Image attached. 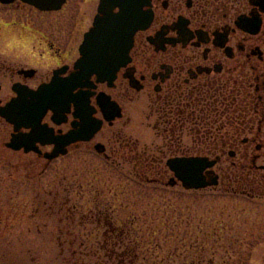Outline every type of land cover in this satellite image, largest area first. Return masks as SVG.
Wrapping results in <instances>:
<instances>
[{"label": "flooded vegetation", "instance_id": "flooded-vegetation-1", "mask_svg": "<svg viewBox=\"0 0 264 264\" xmlns=\"http://www.w3.org/2000/svg\"><path fill=\"white\" fill-rule=\"evenodd\" d=\"M0 6L6 10H0V107L20 90L50 84L53 96L66 100L44 113L47 134L33 136L32 127L16 129L0 115V163L10 179L29 164L43 174L79 150L109 161L126 156L136 146L125 136L131 110L152 120L165 153L175 148L167 160H215L210 169L218 186L227 179L251 200L264 197V0H0ZM78 63L127 64L101 80ZM78 80L83 86H75ZM93 120L101 125L90 139L68 142L71 131L87 137ZM51 138L67 151L52 160L45 154L56 144L43 143ZM165 165L162 176L171 172ZM142 168V180L164 181Z\"/></svg>", "mask_w": 264, "mask_h": 264}, {"label": "rangeland", "instance_id": "rangeland-1", "mask_svg": "<svg viewBox=\"0 0 264 264\" xmlns=\"http://www.w3.org/2000/svg\"><path fill=\"white\" fill-rule=\"evenodd\" d=\"M150 122L127 110L125 136L136 146L115 161L79 150L43 174L29 164L13 179L0 163V264H122L116 256L136 236L134 264H264V197L251 200L227 179L201 191L166 185L171 172L159 169L175 148L164 152ZM142 166L165 183L142 180ZM110 226L137 235L120 246L121 236L104 239Z\"/></svg>", "mask_w": 264, "mask_h": 264}, {"label": "water", "instance_id": "water-1", "mask_svg": "<svg viewBox=\"0 0 264 264\" xmlns=\"http://www.w3.org/2000/svg\"><path fill=\"white\" fill-rule=\"evenodd\" d=\"M101 20V19H100ZM105 20L101 21L99 28L104 30L106 25H103ZM143 24V21H142ZM103 25V26H102ZM127 26V24H126ZM143 26V25H142ZM100 31V30H99ZM132 32L125 30V55H127L130 42H131ZM86 43L83 46L84 54H87L85 51ZM86 57L84 58V60ZM127 63H78L82 69L98 73L101 80H105L107 77H104L106 72L113 73L117 68ZM111 79V78H110ZM75 86H83V83L76 82ZM19 98L15 99L8 105L0 107V115L5 117L7 120L15 124V128L20 126L32 127L33 136L36 134L41 135L42 133L47 134L46 130L42 129L40 125L41 119L48 108L54 110L58 109L61 104L65 103L66 100L61 97L56 99L53 96V84H50L45 87H41L38 91L31 90H20ZM79 100V98H77ZM63 109V108H62ZM62 111H65L64 109ZM101 122L92 121L91 127L88 130L89 135L87 137L75 136V132L71 131L66 135L68 142L83 139H90L91 134H94ZM21 138L17 136V139ZM39 138V137H38ZM40 139V138H39ZM43 143H55L56 146L52 152L46 153L45 156L50 160L58 157L60 154H66L64 148L65 145L60 143L57 138H51L49 140H43ZM19 147V145H15ZM35 149L32 146L26 147V150ZM99 151L103 149L98 147ZM215 160H210L207 157H173L167 160L168 167L174 172V176L170 178L168 184L174 186L180 181L186 189H203L209 186H215L218 184V175L211 170L215 165Z\"/></svg>", "mask_w": 264, "mask_h": 264}, {"label": "trees", "instance_id": "trees-1", "mask_svg": "<svg viewBox=\"0 0 264 264\" xmlns=\"http://www.w3.org/2000/svg\"><path fill=\"white\" fill-rule=\"evenodd\" d=\"M147 169H149V168H147ZM107 234H110V235H114L115 234L117 236H121L122 237L121 240L116 239V241H113L114 244H119L120 246L121 245L123 246L126 243L125 240L126 239H130L131 235L132 236L137 235V233L135 231L131 232V228L124 227V228L118 230L117 228L112 227V226L108 227ZM138 239H139V236H136L134 244L132 246L126 244V249L124 250L122 255L116 256L117 258H119L121 263L125 261V263H122V264H126L127 263V261H126L127 259H129L128 260L129 264H134L135 263V260L138 258V254H139L138 253V247L141 245V240L140 239L138 240ZM108 241H109V239H108ZM130 241H132V240H130Z\"/></svg>", "mask_w": 264, "mask_h": 264}]
</instances>
